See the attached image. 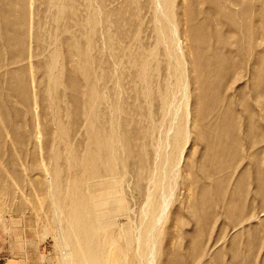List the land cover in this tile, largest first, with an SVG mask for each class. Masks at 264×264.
Wrapping results in <instances>:
<instances>
[{"label": "rangeland", "instance_id": "rangeland-1", "mask_svg": "<svg viewBox=\"0 0 264 264\" xmlns=\"http://www.w3.org/2000/svg\"><path fill=\"white\" fill-rule=\"evenodd\" d=\"M238 3L0 0V264L67 263L72 187L110 149L114 175L93 195L100 264H138L154 174L153 264H264L263 0H245L253 17Z\"/></svg>", "mask_w": 264, "mask_h": 264}, {"label": "bare ground", "instance_id": "bare-ground-1", "mask_svg": "<svg viewBox=\"0 0 264 264\" xmlns=\"http://www.w3.org/2000/svg\"><path fill=\"white\" fill-rule=\"evenodd\" d=\"M91 1L92 0H88V2H90L89 4L90 6L92 5ZM207 1L210 3V5L216 7L219 6V2H220V0H207ZM234 1L239 2L238 5L242 9V12L244 13L245 16L246 15L248 16L249 14V16L253 17V14L251 13L250 9L257 5H252V3H244L245 0H234ZM156 2L157 3L162 2L166 7L170 6L169 5L170 0H156ZM220 7L221 6H219V8ZM220 9L224 10V8L222 7ZM261 10L263 11V13L261 14L260 19H261L262 27H264V0ZM206 26H207L206 24H202L198 26L195 32V34L199 37L201 42H205L206 39L204 37L207 38L208 36L207 32L205 31ZM244 26L245 29L247 30L248 33L247 36L249 38V43H250L252 40H254L255 37L254 35H256L255 30L251 28L252 26L248 22ZM171 38H173V36H171ZM161 39L164 40L165 38L161 37ZM169 53L171 55H175L173 44L171 46V50H169ZM215 62H216L215 66L217 67H221V65L223 64L219 60H217V58ZM143 68L144 67H142V69ZM263 73L264 72L261 73V70L259 68L256 71V74L262 77H264ZM178 79L180 81V78H177V80ZM257 83L260 84L259 77ZM204 89L207 90V87H204ZM98 102H101V98L98 100ZM170 107H172V104L170 103L167 104V110H169ZM93 108L94 105L90 108V110H93ZM182 133L183 132L180 128H176L173 135L174 143H177L179 141V138H181ZM160 135L161 133L159 134V137ZM140 139L142 138H140L137 135H131V137H126L123 141L125 149L128 151L130 149H133L134 151H138L141 146ZM160 141H158V143ZM169 144H170L169 139H166V136L165 138L163 137V143L162 142L159 143V147L158 149H155V153H154L157 154L158 157L160 154L161 163L163 162L161 164L162 168L160 173L166 177L168 172L171 171V170L167 171L168 167L172 165V162H170L171 160L170 157L172 158V161L174 160L175 157V156L174 157L170 156L171 152L170 154L168 153V149L171 146ZM176 148L178 149L177 145ZM113 155H114V151L110 149L107 151H99L98 153L90 152L85 156L84 162H85V169L87 168V171L82 173L81 182H78L72 187V192L70 196V205H69L70 209L67 210L66 212L68 216L67 218L68 223H65V226L67 227V232L65 233V237L67 238V243L65 244L67 247V252H65V255L66 253H68L65 256V260L67 262L66 264H100V257H101L100 255L101 251L99 249L100 232L98 231L97 226L95 224V219L98 218L99 216L95 211V209L97 208V201L96 202L93 201V195L99 192L100 190L104 189L105 187H107V184L104 180V178L106 177L105 173L112 175L115 172V162L114 164H112ZM164 183H165L164 181L159 182V175L155 176V174L152 175V178L148 183V192L145 198L146 202L144 204V210L141 213V223L138 231L136 232L137 247L135 250L136 251L135 255L137 256L138 264H153L152 263V258L154 253L153 234L155 227L152 222L153 220H155V223L157 224L158 222L162 221L165 216L166 200L164 199V191H163ZM157 186H159L160 188L162 206L158 210L156 209L152 210L150 205L152 203L151 200L155 194L153 188H156ZM54 189H55V193H56L55 197H56L57 194L59 195V190L56 186H54ZM105 197L106 195H100L99 199L105 201L104 199L107 198ZM57 213L59 214L60 210ZM150 243H151L150 245L151 250L149 247ZM125 260L126 258H124L123 263L125 262Z\"/></svg>", "mask_w": 264, "mask_h": 264}]
</instances>
